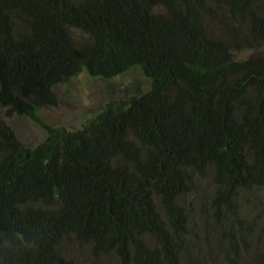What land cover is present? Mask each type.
Instances as JSON below:
<instances>
[{
  "label": "trees",
  "instance_id": "obj_1",
  "mask_svg": "<svg viewBox=\"0 0 264 264\" xmlns=\"http://www.w3.org/2000/svg\"><path fill=\"white\" fill-rule=\"evenodd\" d=\"M0 0V264H264V0ZM217 25L213 35L208 23ZM251 54L240 58L241 54ZM139 69L80 128L53 88Z\"/></svg>",
  "mask_w": 264,
  "mask_h": 264
},
{
  "label": "rangeland",
  "instance_id": "obj_2",
  "mask_svg": "<svg viewBox=\"0 0 264 264\" xmlns=\"http://www.w3.org/2000/svg\"><path fill=\"white\" fill-rule=\"evenodd\" d=\"M256 1L263 4L262 0ZM207 27L213 35L223 36L217 25L209 22ZM250 54L251 52L241 54L240 58H245ZM148 85V81L139 69H131L110 80L91 78L86 71H82L69 84L54 87L56 106L42 107L37 115L48 127H64L74 130L80 128L86 120L97 115L109 100L139 96L148 89ZM0 120L25 148H35L45 138V130L26 117L7 116L5 109H0ZM89 252L87 247H76L69 253V258L74 264H116L114 259L99 263L90 258Z\"/></svg>",
  "mask_w": 264,
  "mask_h": 264
}]
</instances>
